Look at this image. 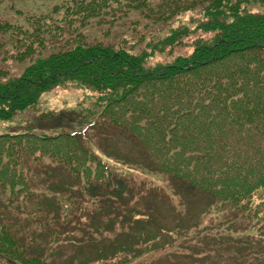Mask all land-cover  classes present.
Returning <instances> with one entry per match:
<instances>
[{
  "label": "trees",
  "instance_id": "1",
  "mask_svg": "<svg viewBox=\"0 0 264 264\" xmlns=\"http://www.w3.org/2000/svg\"><path fill=\"white\" fill-rule=\"evenodd\" d=\"M129 17L135 20L132 32L120 22ZM25 20L23 26L0 21L17 65L0 70V123L33 109L56 88L72 85L85 98L76 111H49L20 132L0 134L1 262L61 259L58 247L43 246L39 230L30 227L53 225L57 211L67 210L71 218L85 208L79 199L63 205L54 196L64 188L54 191L52 174L42 182L49 196L34 191L47 169L67 166L70 181L79 183L81 169L101 175L87 190L102 209L110 206L106 199L124 209L137 198L125 176L105 172L82 130H60L77 118L85 131H97L98 142L117 132L139 150L126 162L168 178L185 209L181 216L190 213L189 222L211 225L199 237L237 249L221 264H264V0H68L49 15ZM184 39H191L188 55L146 66L157 54L171 56ZM55 128V136L43 134ZM46 203L53 211L44 212ZM70 206L73 211L65 209ZM198 228L186 233L197 237ZM171 246L167 255L176 253ZM138 249L122 252L136 258ZM195 250L193 255L200 252Z\"/></svg>",
  "mask_w": 264,
  "mask_h": 264
},
{
  "label": "rangeland",
  "instance_id": "2",
  "mask_svg": "<svg viewBox=\"0 0 264 264\" xmlns=\"http://www.w3.org/2000/svg\"><path fill=\"white\" fill-rule=\"evenodd\" d=\"M65 1L68 0H4L0 3V21L23 26L26 25V17L49 15L53 7ZM133 21L135 20L129 17L120 22H122L124 28L132 32L133 27L136 26L132 24ZM137 28L146 37L148 36V31L142 30L138 26ZM8 37L9 35L0 34V70L3 71L17 68L15 61L11 60L10 57L13 53V41ZM184 43V46L175 47L171 56L157 54L151 61L146 63V66L155 65L157 62L165 64L177 55H188L192 50V46H189L191 39H184ZM132 44L129 43L128 46L130 47ZM135 49L138 50V47H135ZM84 94L83 91L72 85L56 88L44 94L40 98L39 104L33 109L17 114L12 122L0 123V134L20 132L25 126L33 123L38 116L49 111L58 112L72 109L76 111L78 106L84 102ZM84 125L80 123L79 119L74 118L66 127L60 130L67 132L82 130V141L91 146L92 151L98 157V161H103L105 172L109 174L115 172L118 175L125 176L128 182L136 187L138 196L135 200L127 199L128 204L126 203L127 206L124 209L123 207L118 209L117 206H113L109 202V199H106L110 206L107 207V204L102 209L90 197L87 190L88 182L94 184V179L101 175L95 176L89 173L86 176V172L81 169L79 183L78 180L70 181L73 175L69 173L70 168L67 166H63L62 172H51L47 169L48 174L45 177L42 175L43 178H38L37 187L34 191L47 193V196H49L48 193L50 192L46 190V184L48 183L42 182L48 178L49 174H52L54 177L50 179L49 184L53 182L56 186L54 191L61 192L64 188L63 194L56 193L54 196L58 199L62 198L63 205H68V202L72 205L79 199L81 201L80 206L82 205L81 208L84 207V211H86L76 212V216L71 218L68 217L69 211L64 210L61 213L57 211V220L53 222L54 226L43 227V225L34 224L30 227L35 232L39 230L37 234L41 235L39 238L43 237V246L51 243L50 245L58 247L57 252L60 250L61 259L51 258L46 261L47 264H50L51 261L53 264H181L183 260H185V264H221L222 259L228 260L231 258L237 250L234 247L225 245L222 241L199 237V232L204 227L210 229L211 225L206 224L205 221L202 224L189 222L190 213L186 214L185 218L181 216V212L185 211L182 207L181 198L171 190L166 176L150 172L142 166L133 164L132 161L138 160L136 158H133L132 164L126 162L129 156L139 153L137 148L128 144L117 132L108 131L110 138L98 142L95 139L97 131H85L83 128H86V126ZM58 133L59 130L55 128L47 129L43 134L55 136ZM100 142L106 145L104 148H108L109 155H106L104 149L99 148L98 143L100 144ZM113 152L119 157L113 156ZM44 162L49 164L45 159ZM90 168L95 170V164L93 163ZM20 198L22 199V195ZM33 208V211L37 209L34 205ZM42 209L44 212L53 211V209H50L49 203L44 204ZM65 209L73 211L72 206L65 207ZM125 211L126 215L124 214ZM41 215L44 216L45 214ZM53 215H55L54 212ZM122 216L127 217L132 222L133 220H140L143 225L128 224L125 219L122 220ZM37 217L39 219L43 218L39 215ZM68 220L71 221L70 225H66ZM50 223L51 221L48 224ZM196 226H199L197 237L195 231H192L190 235L186 233L188 227L193 228ZM176 228H179V230ZM179 231L180 234H178ZM158 233H162L164 236L156 240L155 237ZM168 233H172L171 238ZM185 241L187 243L191 241V246L184 245ZM37 243L39 242L37 241ZM218 243L222 244L219 245ZM172 244L174 246L171 247L174 249L169 252L175 253L176 251V253L175 255H167L164 249ZM132 245L134 248H139L136 258L122 252ZM195 249L200 251L195 253L197 255H193V252H196ZM239 250L245 255L244 248ZM181 252H183L182 255L178 256ZM216 252H220V255ZM0 264H3L1 260Z\"/></svg>",
  "mask_w": 264,
  "mask_h": 264
}]
</instances>
